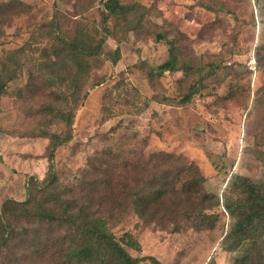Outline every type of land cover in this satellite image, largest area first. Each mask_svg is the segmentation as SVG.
Instances as JSON below:
<instances>
[{
    "label": "rangeland",
    "instance_id": "1",
    "mask_svg": "<svg viewBox=\"0 0 264 264\" xmlns=\"http://www.w3.org/2000/svg\"><path fill=\"white\" fill-rule=\"evenodd\" d=\"M105 1L0 0V212L29 192L75 200L131 235L138 264H235L224 199L238 197L234 175L264 189V0H119L130 9L104 22ZM173 45L174 70L159 73ZM194 176L200 199L181 192ZM160 182L172 186L140 215ZM7 221L0 264H64L67 227Z\"/></svg>",
    "mask_w": 264,
    "mask_h": 264
},
{
    "label": "trees",
    "instance_id": "2",
    "mask_svg": "<svg viewBox=\"0 0 264 264\" xmlns=\"http://www.w3.org/2000/svg\"><path fill=\"white\" fill-rule=\"evenodd\" d=\"M104 8L106 10V13H102L104 22L107 21L110 16H121L130 9L129 6L121 4L119 0L105 1ZM64 42L71 50L81 48L79 47L78 40ZM169 49L168 59L156 67L159 73L167 70H174L176 55L173 51L175 46L173 45ZM116 52H118V48ZM1 91L2 87H0V93ZM191 93H193V89L184 96L183 100L189 101ZM54 111H56V116L58 118L68 119V124H70L72 114L69 113L67 115L62 110ZM53 137L55 141L51 146V151H53L56 146L69 141L70 132L63 138L57 135ZM50 155L52 157V153ZM51 167L52 163L50 164V170L47 176L38 184L42 192L47 190L45 188L55 180L51 172ZM233 179L238 188V197L235 199L227 197L223 202V207H225L234 220L232 227L225 235L227 239L231 241L227 250H240V255L236 257L235 264H264V238L260 239L261 245L259 248L261 254L258 257H261V260H259L258 257L252 256L250 252L251 248L249 247V243L253 239L252 235L264 224L263 186L241 175H234ZM201 180L200 176H194L180 185L182 189L181 192H191L197 195V199H200L198 187L202 182ZM151 186L152 191L139 197L140 199L132 206L140 215L146 214L148 209L151 208L150 206L157 205V201L167 193V189L172 185L160 182L159 186L154 183H152ZM201 199L203 201L202 197ZM45 201L59 205L62 207L63 211L60 212V214L54 212L44 205V203H46ZM216 203H218V201ZM86 207L87 205L77 204L75 200L71 201L63 198H59L57 202L49 200L48 198L40 200L33 192H29L27 199L24 201L7 199L3 202L0 212V241L5 240L6 235L11 232L8 228L7 216L16 214L18 217L30 220L35 226L47 227L56 224L65 226L70 230L71 233L69 232L68 237L71 249L66 256L59 253L64 264H138L139 261L146 259V257H133L125 250V244L137 248L135 241L131 239L129 233H124L121 238L116 237L109 230L107 219L98 212L91 211ZM261 231H264V229ZM260 234L261 233L258 234L259 237L261 236ZM245 245H247L246 248H243ZM148 258L154 264H159L153 257Z\"/></svg>",
    "mask_w": 264,
    "mask_h": 264
}]
</instances>
